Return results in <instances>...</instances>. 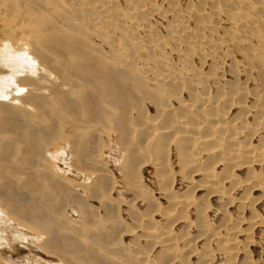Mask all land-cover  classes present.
<instances>
[{"label":"bare ground","instance_id":"bare-ground-1","mask_svg":"<svg viewBox=\"0 0 264 264\" xmlns=\"http://www.w3.org/2000/svg\"><path fill=\"white\" fill-rule=\"evenodd\" d=\"M10 1L11 0L9 1L0 0V42H4L3 44L0 45V101L1 100L5 101L6 99H8L6 97L8 93L12 95V97L11 96L9 97L11 100L8 99L10 100L11 114L6 113L4 110L0 108V126L2 130L0 133L1 134L5 133L6 136H8L7 134L16 135L18 138V136H20L18 134V130L19 129L22 130V128L25 127V123H30L31 127L29 128V132H31L30 130L33 131L34 123L37 124L40 122L39 119L41 118V115L45 113V110L48 108V105L52 104L53 101L57 99V96L65 95V94H68L67 96H69V94H71L72 91L71 89L66 91L67 87L66 88L58 87V84H61L62 86L71 84V86L74 87V84H76V82L74 81L75 79L73 80L70 78L71 76L68 77L62 75L60 68H57L56 66L53 65V61H57L58 59L53 55L54 58L57 59L54 60L52 56L53 53L51 54V52L47 51L48 49L47 50L45 49L47 46L44 48L43 46H39L40 45L39 42L37 43L34 42L35 40L32 41L31 39H29L31 38L30 31L21 28L15 29L14 31L13 29H11L9 31V28L13 27L14 23L8 22L7 24L4 21L6 17L10 18L12 15L11 14L12 11L10 10L11 7H8L10 6V4L8 5ZM46 1L47 0H38V1L35 0L33 1L32 5H38V7L41 6L43 8L39 7V9H44L43 12L46 11L48 13L50 11V7L47 8L49 9L48 11L46 9L47 6H44V2ZM50 1H52V4L54 3L53 5L56 4L61 6L62 9L60 10L64 9L66 13H69L70 16H72V21L75 25H81L85 27V29H91L96 35H99L102 38L106 39L110 43V46L116 51L122 49L120 34L125 33L127 37L130 39L131 42L130 44L135 49L134 52L137 51L135 53L136 56L133 57V60L131 62L132 67L143 74V76L146 79V84L150 85L152 87V90L160 91V94H163L164 96H167L169 98L167 102L168 104L161 107V109L158 108L159 111L157 112L156 115L149 117L146 116V118L138 119L139 121L134 123H133L134 119L131 118L134 126L133 129H135V131L138 133L144 132V134H146V137L153 140V143L159 142L158 144L159 146L157 147L160 148L157 149V147H154L156 148L155 149L156 152L154 151L153 153L147 152L146 154L142 153L143 150L142 152L137 151L136 146H135L136 148L132 147L129 150L128 162L130 161L131 164L129 165L128 163L129 166L125 165V168L127 169L126 172L129 183L127 189L124 191L126 192L129 189L132 192L131 194H135L136 193V191L134 190L135 187L142 189L144 177H142L141 174L142 172H144L143 170H145L142 169V167L144 165H148V163L150 162L153 164V169L154 168L157 169L155 171L161 184V187H158L159 192H157L159 196L156 197L157 199H160L159 201L166 199V201L169 202L167 203L165 209H163L164 207L161 205L157 206V210H155V212L152 213L151 216H149L148 225L141 223L138 224L133 221H130L133 224L135 223V226L133 225L129 227L127 230V234H122V236H123V240L125 238L130 237L129 240L124 241V245L128 246L130 249L131 248L134 249V247L136 246L139 247V245L140 247L142 246L141 248L143 249L141 248L139 249L137 247L136 248L139 250H135L136 248L134 250L131 249L132 254H134V252L136 253L135 257L139 256L140 260L141 259L143 260L144 258L146 261H148V263H151L153 259L156 258L157 256L156 248L164 247V249H170V247H172L171 245L174 244V242L172 244L171 239L175 234V232H177V231H173V229H175L178 226H181L182 223L186 224L189 222V225H192V223H194V221H192V219H190L186 215V213L187 211H190L189 210L190 208L192 209V205H194L197 202L196 198L198 197L199 198L201 197L200 199H203V201L205 200V208L202 210L206 211L205 213H207L206 214L207 218L204 221L206 222L205 223L206 230L212 229V223L214 224V222L216 221L217 218L216 215L219 212L217 208L214 206V204H212L213 202L212 199H215L216 197L219 196H222L224 198L235 199V196H233L235 195V192L240 187L241 188L247 187L248 191L244 193V196L243 195L241 197L239 196V199L237 201L239 203H236L235 201V203L238 204V205L235 204V208L237 206L239 207L240 204L243 207L244 205H246L247 208H250L249 205L251 204L253 205L255 203V205L257 206L260 202L264 201L263 172L261 173L257 172L253 174L248 173L249 175L243 179H239L238 175L235 173L237 170H239L240 168L242 169L244 167L248 170V172H252L253 166L259 165L262 168L264 166V156H261V152L264 150V78H262V76L260 77V74L258 73H257L258 79H256V77L253 78L252 76H250L251 74L254 73L253 70L255 71L256 68L259 69L258 71L260 72H262L261 69L264 70V0H194L196 1L197 4L193 3V1L191 0H50ZM46 12L45 14H47ZM27 14L29 15L28 17H30V14L29 13ZM18 17H20V15ZM56 17H58V15H56ZM49 18H51V15H49ZM26 20L27 17H20L18 19L19 25L21 22H24ZM54 23H58V21L53 22V25ZM64 31H67V29H65ZM44 34L45 33H43V35ZM47 34L49 33H46L45 35L47 36ZM55 35L54 38H56ZM3 38H8L9 42L14 46L18 45L20 47L19 48L20 50L12 49L11 44L10 43H9L10 45L7 44ZM22 38H26L27 40L29 39L28 41H30V47L28 46V41L24 46V43L22 42ZM54 38L53 40H55ZM41 39L43 41L42 35H41ZM47 40L43 42L46 43ZM55 41L52 42L54 43ZM55 43L59 44L58 42ZM68 43H69L68 46H70L71 42L69 41ZM57 44L55 45L57 46ZM71 45L73 47L72 43ZM66 46L65 48L69 49V47L67 46L68 47L67 48ZM50 47L51 45L49 46V48ZM90 48L91 49L93 48V50L95 49L94 47H90ZM102 48H103L102 46H96V49H99L101 55L102 53L104 54V52L101 50ZM237 48L241 50L240 53L234 51V49ZM66 49L65 51L63 49L64 56L66 55L65 52L68 51ZM70 49L72 48L70 47ZM100 52L97 51V53ZM60 54H56V55L59 56ZM64 56L62 55L61 59H63ZM84 56L85 55H83V57ZM103 56L104 55H102V57ZM82 58L79 60H82ZM61 59L59 58V60ZM73 59L75 61V58ZM59 62L60 61H58V64ZM234 62H236L238 65H237V69L236 70L233 69L234 71H232L233 68L232 66ZM63 63L67 64V62H60V65L62 64L63 66L64 65ZM76 63L78 62L76 61ZM36 65L37 68H41V71L38 73L39 74L38 80L34 82L33 80H29L31 76H26V75L24 76L23 73L26 70L31 72L34 66ZM68 68L70 69L71 66L67 67V69ZM93 68H90L93 70L92 72H94V69H96ZM103 68L104 67H102V69ZM102 69L100 70V72L102 71ZM63 70L65 69L63 68ZM106 71L108 73L107 68ZM71 72L73 73L74 71ZM87 72L88 71H86V73ZM65 73H67L66 70ZM101 75L103 74L100 73V77H102ZM77 80L78 79H76V81ZM84 80L87 83L88 79L87 80L84 79ZM107 82L105 84H107ZM109 82L110 83L107 84L108 86L112 85L111 82L113 83L114 80ZM12 84H15V86L18 88H11L9 92H7L6 90V93L1 92V90L4 87H8ZM206 84L207 86L208 85L209 86L208 88L206 87V89H204L203 86H206ZM88 85H90V82ZM114 85L116 86V84ZM24 86L26 87L27 91L26 94L22 98H20L21 100L20 102L18 98L14 97V95L16 92L21 91V88L23 90ZM96 86H97V82H96ZM120 86L119 87L116 86V88H119L120 90ZM213 87L214 90L211 92L209 89ZM16 100L19 101L18 104L14 103L17 102ZM60 101L61 99L59 100V102ZM27 106L28 107L30 106V108L32 109L31 113H30V108L28 109V111H26ZM50 111L52 112V110ZM46 112H48V110ZM142 114H144V112ZM164 117H166L165 120L167 119V122L163 120ZM39 126H41L42 128V125ZM91 129L93 130V128ZM73 130L74 129H72V131ZM34 134L35 132L32 134V136ZM28 135H30V133ZM28 135L25 136V138L28 137ZM32 136L31 139H33ZM14 138L16 139V137ZM23 138L21 140H23ZM29 138L30 137H28V139ZM16 140H20V137ZM101 141H103V139ZM104 141L105 142H103V145L109 144V142L107 143L106 141H110V140L105 138ZM10 142L14 143L13 140H10ZM18 142L20 143V141ZM175 143L179 144V147H176L177 149L176 152H178L180 155V159H179L180 163L177 159L178 162L176 161V163L177 165L179 164V166L172 167L173 165L172 150H174L173 147ZM183 143H186V145L185 144L182 145ZM110 145L112 144L110 143ZM106 147L108 146H105V148L101 146L100 151H98L99 155L95 154L97 157L94 158L93 160L92 158H90L91 160L90 163H92V161L93 163L89 166L86 165L85 168L84 166H82L83 168H79L81 169L80 171H77L78 169L76 170V168L74 169L73 167L72 169L69 164L66 165L67 157L60 156L59 152H52L46 149L43 151V156L41 155L42 153L39 155L38 157L39 159H37L38 161L35 167L36 169L43 171V173L45 172L47 174V172L49 171L51 174L53 175L55 174L54 177L57 176L60 179L59 181L60 183L57 182L56 179L52 180L51 178H49L48 180L52 181L50 182L51 186L52 187L54 186L55 189L61 187L62 188L61 190L65 189L66 193H68L67 194L68 199L66 197L65 192L63 194L65 195L67 202L66 204L64 203L65 206L63 208L65 210L64 213L62 214V217L58 219V225H59L58 227L60 229H64L63 230L64 233L69 237L73 239H78L82 243L85 242V244L86 243L90 245L92 244L94 247L97 246L99 248L101 243L99 241L98 242L94 241V238H90L91 240H89L87 238L88 236L87 233H84L83 230L92 229L93 228L92 223L95 224V222H93L94 216H96L98 212L97 215L99 217L102 211L95 208L93 202L96 200L94 198H90L91 200L89 198L88 199L86 198L87 196L86 192L88 191L86 188L88 185L81 184L80 180L76 181L75 179L81 178V180H84L87 179V177L91 179L93 176L95 175L97 176L100 174L101 176L98 177V180H94V179H93L94 181L91 180L92 183L91 185L95 187L98 184V181L100 180L102 181V178L104 176L112 175V177L114 178L111 181V185H109L107 190H104L105 192L102 191V193H100L101 200L116 205V207L118 208L117 211L119 209L122 211V208L125 205L123 203L124 200L121 197H119V194L124 192L121 190L123 189L121 188L122 182L118 180V178H116V176L114 175V170L112 172L110 168L108 169L109 162L107 161L108 157L105 154L107 153V151L110 153L111 151L110 149L112 148V146L108 150L106 149ZM26 149L27 148H25L24 151ZM6 151L7 150H5V153H7ZM169 151L171 152L169 153ZM115 152L116 151H114V153ZM204 153L208 155L206 156V159L207 157L210 159V163H209L210 165L207 164L205 165L206 162L200 164V160H202L203 158V157L201 158L200 156L203 155ZM74 155H77V153H75ZM53 162L58 163L59 165H54ZM255 163L256 165H254ZM30 166H28V169ZM221 166H223L222 167L223 171L226 170L225 169L226 167H228L229 170L227 169L228 172L224 174L226 175V177L222 180L220 179L219 181L217 178V174L215 172V168L218 169ZM24 168L25 167H23V169ZM30 170L31 169H29V171ZM217 172L219 173L218 170ZM22 175H23V170H22ZM69 175L75 177V179L67 178V177H71ZM124 176L126 175L124 174ZM36 177L38 176L36 175ZM185 180H187L186 181L187 184L189 182L191 184L192 182L193 185L194 183L196 185L195 186L191 185L190 188H186V190H184L182 193L179 192L180 193L179 198L176 201V203L172 201L174 204L173 205L172 203L170 204V200L177 199L176 197L174 198L173 196L174 195L172 192L173 188L176 187L177 184L176 190L177 191L181 190L182 184L185 185V183H183ZM170 181H172L173 184V186L171 187H169ZM30 182H32V180ZM37 182L31 183L33 184L32 186H29L31 184H27V187L28 186L32 187V190L31 188L29 190L31 197L32 195H34L35 190H37L38 188ZM41 182L39 180V187L42 185ZM47 182H43V186L44 183ZM179 183L182 184L179 185ZM60 184H62L63 187L60 186ZM9 187L11 186L9 185ZM105 188H107V186H105ZM232 189L235 190L232 191ZM23 190L24 188L22 189V193L26 191V189L24 191ZM49 190L50 189L48 190L46 189V191ZM61 190L59 191L60 193ZM3 191H0V264H4L2 262V259L8 257V255L6 254L7 252L2 247H6L12 251L16 250L15 248H13L14 243L16 241H22V240L29 241L30 246L38 248L39 250L42 251L44 250V252L46 253L53 254L57 259L60 260L61 264H79L77 261H75L72 258H69L65 254L64 250L66 249L62 250L61 248H59V245H57L59 243L56 242L57 243L56 244L54 242L55 240L52 239L53 237L51 238L47 236L48 235L47 231L41 229L35 230V228L32 226L34 224H37L35 222L33 223L32 221H29L30 219H32V217H37V215L43 217L40 210L35 212V210L37 209L34 206H36L35 201H37L38 199L37 197H32L30 199H28V197L24 198V202L25 199L26 201L27 199L29 200L28 202L33 207L32 210L35 212V214L34 212H30L29 214L28 212H26L25 214V211H23L25 215L23 214V212H19V211L16 212L15 214L13 212L14 209L12 211H9L8 210L9 207L6 208L5 205L3 204L4 201H2V198L3 197L7 198L6 195L9 190L8 191L6 190V192ZM17 191L19 192L18 189ZM253 191H258L259 194L255 196L251 194L252 195L251 196L250 193ZM18 192H10L11 194H9L8 197H10L9 199H11L12 202H17V199L20 198L21 201H23L22 195L20 194L21 191L19 193ZM55 192L57 191L55 190ZM242 192L243 191H241V193ZM57 193L55 194L56 197H57ZM5 198L3 199L6 200ZM135 198L136 200L133 202V205L142 202V199L140 198V194H138ZM89 200L92 201V203H90ZM46 201L47 200H45L44 203ZM50 201L51 198L49 202ZM79 201L84 203L86 201L87 202L85 203V205H81ZM33 203L35 204L34 206ZM43 204L41 205L43 206ZM106 207L108 206H105L104 210H106ZM30 209L31 208H29V210ZM69 211H71V214L69 213ZM177 211L179 213H177ZM247 212L245 211V214ZM250 212H252V208ZM72 214H74L75 218H73ZM172 215H175V217H173L174 218L173 221H172ZM44 216H46L47 218L49 215H44ZM248 216L244 218L245 220L243 219L244 222L241 219L238 220L239 224L242 222L241 224L242 227L243 225L246 224V222L249 219L252 218L250 217V215ZM258 216L259 217H257L256 215L255 219L253 216L254 219L253 224L251 223L252 220L248 221V223L250 224L249 227L247 226L242 229L240 227L238 229L239 225H237V226L227 227L223 231L224 233L228 234L227 233L228 230L226 231V229H231V230L234 229V232H231L232 234L230 233L231 236L222 235L221 237L223 238V240L226 241L227 248L232 251L231 254L235 253L234 255L235 258L239 259V254L236 255V253H239V251L240 252L244 251L245 253V250L247 251V249H249L248 256L251 258V260L254 263H257L256 256H259L262 253V250L264 249V238H263L264 236L260 238L255 233L256 230L262 228L263 225L261 226V224H263L264 222V215L262 216L258 215ZM236 217L235 219L237 220ZM166 218L168 220H166ZM49 219L51 218L49 217ZM27 221H29V223ZM235 224L236 223H234V225ZM252 228L254 235H252L251 232ZM26 229H31L34 232ZM95 229H98V227ZM249 229L251 230L248 231ZM175 230H177V228ZM245 231L246 233L247 231L251 232L249 234L247 233V236L245 235L246 239L243 237ZM91 233L92 232H90L89 235H91ZM216 233H218L219 236V232L218 231L215 232V235ZM33 234L35 235V237H32ZM49 234H52V232ZM241 236L243 237V239H245V241L240 238ZM43 237L45 238L48 245V246L46 245L44 246V244L42 243L44 248L37 243ZM60 240L62 241L63 239H59V241ZM119 240H122V238H119ZM219 240H217L218 243ZM195 241L200 242L201 239ZM211 241H214V239ZM121 242L122 241H120V244H122ZM56 245L58 246V248H56ZM79 246L81 247L82 245ZM224 246H226L225 243ZM257 248H259L260 250V251L258 250L259 252H256ZM173 249L178 251V246L174 247ZM177 251H174V253H176ZM220 251L222 250L220 249ZM225 252L227 253V255L230 253V251H226V250L224 251V253ZM211 253H212V258H210L211 260L209 259L210 260L209 264H218L217 261L221 260L223 251L222 252L213 251ZM106 257L113 260V262L119 261L120 259V256H117V254L111 252V250L106 254ZM233 257L230 259L232 260L231 261L232 263H235L237 259ZM30 261L33 264L36 263V261L34 262L33 260ZM176 261H178V259ZM173 264H176V262H173Z\"/></svg>","mask_w":264,"mask_h":264},{"label":"rangeland","instance_id":"rangeland-1","mask_svg":"<svg viewBox=\"0 0 264 264\" xmlns=\"http://www.w3.org/2000/svg\"><path fill=\"white\" fill-rule=\"evenodd\" d=\"M17 1H19V2H17ZM31 1L32 0H30V2H29V0H11L8 3V5L10 4V6H8V7H11V9L10 8L9 9L12 11V13H11L12 15L10 18L6 17L4 22H6L7 24H8V22L14 23V26L10 27L9 31L11 29H13V31H14L15 29H20V28L30 31L31 32V36H30L31 38H29V39H31L32 41L35 40L34 42H37V43L39 42L40 45L39 44L38 45L43 46L44 48L47 46L45 49L46 50L48 49L47 51L51 52V54L53 53L52 56L54 55L58 59V60L55 59L53 56L54 60H57V61H53V65L56 66L57 68H60L62 75H65L68 77L71 76L70 77L71 79H73V80L75 79L74 81L76 82V84H74L75 88L72 87L71 84L66 85V86H62L61 84H58V87H65V88L67 87L66 91L71 89L72 90L71 94H69V96H67L68 94L59 95L60 97L57 96V99H55L52 104L48 105V108L45 110V113L42 114L41 118L39 119L40 122L37 124L34 123L35 126L33 125V127H34L33 131L30 130L32 132V134L35 132L36 135L34 134L32 136L31 132H29V128L31 127L30 123H25V127L22 128V130L21 129L18 130V134L20 135V136H18V138L20 137V140H16V139H18L16 135L7 134L8 136H6L5 133H2L4 135H2L0 133V152H1L0 153V159H1L0 160V191L4 190L3 192H6V190L7 191L9 190L10 192H18L17 191V189H18L19 192L21 191L20 194L22 195V198H23L22 199L23 201H21V198H20V199H17V202H12V200L9 199L10 197H8L9 194H11V193L8 191L7 195H6L7 198L3 197L6 200H4L2 198V201H4L3 204L5 205V207L6 208L9 207L10 208V209L8 208L9 211H12L14 209L13 212L15 214L18 211L19 212L25 211V214H26V212H28V214H29L30 212H34V211L32 210L33 207L29 204L28 199H30L32 197H37L38 199L34 198V199H37V201H35L36 206H34L35 205L34 203H33V206L37 209V210H35V212L40 210L43 217H40L39 215H37V217H32V219H30L29 221H32L33 223L34 222L37 223V224H34L32 226L35 228V230L41 229V230L47 231V233H48L47 236H49L51 238L53 237L52 239L55 240L54 242L59 243V244L56 243L57 245H59V248H61L62 250L66 249V250H64L65 254L69 258H72L75 261H77L79 264H152V263L153 264H173V262H176V264H209L210 260H211L210 258H212L211 252H213V251L214 252L215 251H219V252L223 251L221 260L217 261L218 264L219 263L220 264H264V249L262 250V253L259 256H256L257 257L256 258L257 263H254L251 260V258L248 256V250L249 249H247V251L245 250V253H244V251H241V252L239 251V253H236V255L239 254V259H238V258H235V256H234L235 253L231 254L232 251L227 248L226 241L223 240V238L221 237L222 235L231 236V234H232L231 232H234V229H232L233 231L231 229H226V231L228 230V232H227L228 234H226L223 232L225 230V228L237 226V225H239L238 229L240 227H241V229L244 227H247V226L249 227L250 226V224L248 223L249 220H252L251 223L253 224V220L256 218L255 217L256 215H257V217H259L258 215H260V216L264 215V201L260 202L257 206L255 205V203L253 205L251 204V205H249L250 208H247L246 205H244V207H243L241 204H240L241 206L239 205V207L237 206L235 208V204L239 203V202H237L239 199V196L240 197L242 195L244 196V193H246V191H248L247 187L246 188L240 187L239 188L240 190L238 189L235 192V195H233V196H235V199L224 198L222 196L216 197L215 198L216 200L212 199V201H213L212 204H214V206L217 208V210L219 212L216 215L217 216L216 221L214 222V224L212 223V229H210L211 231L209 229L206 230V225H205L206 222H204L207 218V216H206L207 213H205L206 211L202 210L205 208V200L203 201V199H200L201 197L200 198L198 197V198H196L197 202L194 205H192V209L190 208L189 209L190 211H187V213H186V215L190 219H192V221H194V223H192V225H189V222L186 224L182 223L181 226H178L179 228L176 227L177 230H175L176 228L173 229V231H177V232H175V234L173 235V237L171 239L172 244L174 242V244H173L174 246L171 245L172 247H170V249H164V247L156 248V255L157 256H156V258L153 259V261L151 263H148V261H146L144 258H143V260L142 259L140 260L139 256L135 257V254H136L135 252H134V254L131 253V249L134 250L137 246L134 247V249L133 248L130 249L128 246L124 245V241L129 240L130 237L125 238L123 240L122 234H127L128 228L133 226V225L135 226V223H138V224L141 223V224L148 225L149 216H151L152 213H154L155 210H157V206L161 205L164 207L163 209H165L167 206V203H169L166 201V199H164V200L161 199L162 201H159L160 199H157V197L159 196V194L157 193V192H159L158 187H161V184H160V181H159L157 174H156V171H155L157 169H155V168L153 169V164L150 162L148 163V165H144L142 167V169H145V170H143L144 172H142V174H141L142 177H144L143 178L144 182L142 184L143 190L141 188L139 189V188L135 187V189H134L136 191L135 194H131L132 192L129 189L126 192L124 191L127 189L128 183H129V180L127 179V172H126L127 169L125 168V165L129 166L131 164L130 161L128 162L129 150L132 147H134V148L137 147L136 148L137 151L142 152V150H143L142 153L146 154L147 152L148 153H153V151L156 152L155 151L156 148H154V147L159 146L158 145L159 142L153 143V140L146 137V134H144V132H140V133L136 132L135 129H133L134 128L133 123L139 121L138 119L146 118V116L149 117V116L156 115L157 112L159 111V109H161V107L168 104L167 102H168L169 98L167 96H164L163 94H160V91L156 90L157 91V93H156L155 90H152V87L150 85L146 84V79L143 76V74L132 67L131 62L133 60V57L136 56L135 53L137 51L134 52L135 49L130 44L131 43L130 39L127 37V35L125 33L120 34L122 49L118 50L119 51L118 52L110 46V43L106 39L102 38L99 35H96L91 29H85V27H83L81 25H75L72 21V16H70L69 13H66V11L64 9L60 10V9H62L61 6L56 5V4L53 5L54 3L52 4V1L47 0L48 3H47V1L44 2V6H47L46 9L50 7V11H49V9H47L49 11L48 12L49 14H48L46 11L43 12L44 9H39V7L40 8H43V7H41V6L38 7V5H32L33 1H35V0H33L32 2ZM191 1H193V3H196V1H194V0H191ZM45 12L47 14H45ZM27 13L30 14V17H28L29 15ZM19 15H20V17H27V20L24 22H21L22 24L20 23V25L18 23V19L20 18V17H18ZM31 15L33 18L31 17ZM46 15H48V16H46ZM49 15H51V18H49ZM56 15H58V17H56ZM69 16H70V18H69ZM55 21L56 22L58 21V23H54V25H53V22H55ZM56 24H57V26H56ZM62 24L64 25V27ZM16 25H17V27H16ZM48 25H50L51 27ZM46 26H48V27H46ZM37 27H39V28H37ZM64 28L67 29V31H64L65 30ZM55 31H56V33H55ZM50 32H51V35H50ZM43 33H45V34L49 33V34H47V36H46L45 34L43 35ZM41 35H42L43 41H44L45 37H46L45 41L48 39L46 43H44L45 41L44 42L42 41ZM54 35L56 38H54ZM34 36H35V38H34ZM122 36H123V38H122ZM49 38H50V40H49ZM53 38L55 40L56 39L57 40L55 41V40H53ZM3 39L6 41L7 44L10 43L8 38H3ZM28 40L26 38H22V42L24 43V46L26 45ZM50 41H51V43H50ZM52 41L58 42L59 44H57L55 42L53 43ZM69 41L73 44V47H72L71 43H70V46H68ZM64 42H65V44H64ZM3 43L4 42H0V45ZM55 44H57V46ZM66 44L69 47V49L65 48ZM50 45H51L50 48L53 47L54 49L53 48L50 49L49 48ZM75 45H76V47H75ZM28 46L30 47V41H28ZM96 46H102L103 47L101 49L104 52V54L102 53V55H104L103 57H102L99 49H96ZM11 47L14 50H20L19 49L20 47L18 45L14 46L11 44ZM70 47L72 49L73 48L74 49L72 50V49H70ZM90 47H94L95 49L93 50V48L91 49ZM63 49H64V51H65V49L68 50L67 51L68 53L65 52L66 53L65 56H64ZM59 50H60V53L65 58L63 57V59H61L62 55L59 53ZM95 50H97L100 53H97V51H95ZM80 51H81V53H80ZM234 51L240 53L241 50H239L237 48V49H234ZM70 52H72V53H70ZM55 53L60 54L61 57H60V55L58 56ZM83 55H85L84 56L85 58L83 57ZM86 55H87V57H86ZM130 57H131V59H130ZM59 58L61 60H59ZM73 58H75V61ZM78 58L79 59L82 58V60H79ZM86 58H88V59H86ZM65 59H66V61H65ZM76 59H78L79 61ZM87 60H89V61H87ZM58 61L67 62V64L63 63L65 66L64 65L62 66V64L60 65V62L58 64ZM76 61L78 63H76ZM80 61H81V63H80ZM89 62L91 63V65ZM234 63H236V62H234ZM234 63L232 66L233 67L232 71H234L233 69H235V70L237 69L238 64L237 63L234 64ZM70 66H71V68H70L71 70L69 68L67 69V67H70ZM93 67L96 69L98 67L97 71ZM102 67H104V68L102 69ZM63 68L70 75L65 73V70H63ZM90 68H93L94 72H92L93 70ZM106 68L108 70V73L106 71ZM101 69L103 72L102 71L100 72ZM124 69H126V70H124ZM256 69H255V71L253 70L254 73L251 74L250 76H252L253 78L256 77V79H258L257 76H258V74H260V77L262 76V78H264V70L261 69L262 72H260V71H258L259 69H257V70ZM40 71H41V68H37V65H36V66H34V68L32 69L31 72L26 70L23 74H24V76L25 75L31 76V78L29 80H33L35 82L38 80V76H39L38 73ZM71 71H74V72L72 73ZM86 71H88L87 72L88 74L86 73ZM95 72H97V73H95ZM100 73H102L103 75L105 74V75L104 76L101 75L102 77H100ZM85 74H86V76H85ZM109 75H110V77H109ZM110 78H111V80H110ZM76 79H78V80L76 81ZM84 79H86V80L88 79V81L90 82V85H88L89 82L87 81V83H86V81ZM107 80H108V82H107ZM113 80L115 83L111 82V84L112 85L116 84V86H118V87L121 85L120 90H119V88H116L115 85L114 86H112V85L108 86L107 85L110 83L109 81H113ZM84 82H85V84H84ZM96 82H97V86H96ZM106 82H107V84H105ZM87 85H88V88H87ZM79 86H82V87H79ZM105 86H107V87H105ZM208 86L206 84V86H203V87H204V89H206V87L208 88ZM11 88H18V87H16L15 84H12L8 87H4L1 90V92L6 93V90H7V92H9V90ZM109 90H112V91H109ZM114 90H115V92H114ZM118 90L120 93L118 92ZM209 90L212 92L214 90V87L209 89ZM26 91H27V89L24 86L23 90L21 88V91L16 92L14 97L18 98V100L21 102L20 98H22L26 94ZM85 92H87V93H85ZM20 93H22V94H20ZM88 93H90V94H88ZM115 93H117V94H115ZM17 94H20V95H17ZM10 96L12 97V95L10 93H8L6 97L8 99H10L9 98ZM93 96L94 97L96 96V97L94 98ZM162 96H164V97H162ZM92 98H93V100H92ZM8 99H6L5 101H3V100L0 101V108L2 110H4L6 113L11 114V110H10V100L11 99L10 100H8ZM60 99H61V101L59 102ZM18 100H16L17 102H14V103L18 104V102H19ZM66 100H68V101H66ZM169 103H170V101H169ZM52 106H53V108H52ZM29 108H30V106L29 107L27 106L26 111H28ZM47 110H48V112H46ZM50 110H52V112ZM141 110H142V112H141ZM31 111H32V109L30 108V113H31ZM235 111H237V110H235ZM143 112H144V114H142ZM104 113H105V115H104ZM43 116L46 118V120ZM57 116L61 119H59ZM140 117H142V118H140ZM166 117H164L163 120H165ZM131 118L134 119L133 123H132ZM80 121H82V122H80ZM165 121L167 122V119ZM39 125H42V128ZM35 127H36V129H35ZM91 128H93V130ZM72 129H74V130L72 131ZM39 130H40V132H39ZM1 131L2 130H1V126H0V132ZM19 131L22 133H20ZM135 132L138 134H136ZM29 133H30V135H28ZM26 134L28 135V137H30L29 139H28V137H26L27 140L25 138V136H27ZM23 136H24V138H23ZM31 136L33 139H31ZM14 137H16V139ZM22 138H23V140H21ZM100 138H101V140L103 139V141H101ZM105 138H107L110 141H106L107 143L109 142V144L103 145V142H105L104 141ZM10 140H13L14 143L10 142ZM136 140H137V143H136ZM18 141H20V143ZM78 142L80 145L78 144ZM110 143L112 145H110ZM184 144L186 145V143H183L182 145H184ZM97 145H98V147H97ZM101 146L104 148H105V146H108V147H106L107 150L110 149L112 146V148L110 149L111 154L107 151V153L105 155L108 157L107 158V161L109 162L108 169L110 168L112 172L114 170V175L116 176V178H118V180H120L122 182L121 188H123V189H121V190L125 192V193L122 192L121 194H119V197H121L124 200L123 203L125 204L124 207L122 208V211L120 209L117 211L118 208L116 207V205L108 203L104 200H103L104 201L103 202L101 200V194L100 193H102V191L105 192L104 190H107L109 185H111V181L114 178V177H112V175L104 176L102 178V181L101 180L98 181V184H97L98 186L96 185L95 187H93V185H91L92 184L91 180L92 181L98 180V177L101 176L100 174L97 176L96 175L93 176L91 179L89 177H87V179H84V180H81V178L75 179V177H72L71 175H69L71 177H67V178H73L76 181L80 180L81 184H84V185L87 184L89 187L87 186V188H86L88 190V191L86 190L87 191L86 192V195H87L86 198L87 199L88 198L89 199L94 198L96 200L93 202L95 208L102 211L101 214L99 215V217L97 215L98 212H97L96 216H94L93 222H95V224L92 223L93 228L89 229V230L88 229L83 230L84 233H87V235H88L87 238L89 240H91L90 238H94V241H96V242L99 241L101 243L100 248L97 246H96L97 247L96 248L92 244L91 245L87 244V243L85 244V242L82 243L78 239H73V238L69 237L68 235H66L64 233V231H63L64 229H60L58 227L59 226L58 225V219L61 218L62 214L64 213L65 209L63 207L65 206L64 203L66 204V202H67V199H68L67 194L68 193H66L65 189L61 190L62 189L61 187L60 188L58 187L55 189L54 186L53 187L51 186L50 182H52V181L51 180L49 181L48 180L49 178H51L52 180L56 179L57 182L60 181V179L57 176L54 177L55 174L53 175L49 171L48 172L46 171L47 174L45 172L43 173V171H40V170L36 169L35 167H36V164L38 161L37 159H39L38 158L39 155L42 153L41 155L43 156V151L46 149V150H50L52 152H59L60 156L67 157L66 158V161H67L66 165L69 164L71 168L73 167L74 169L76 168V170L78 169L77 171H80L81 169H79V168H83L82 166H84V168H85L86 165L89 166L93 163V161H92V163H90V161H91L90 158H92V160H93L94 158L97 157L95 154L99 153L98 151H100ZM151 146H153V147H151ZM176 147H179V144L175 143L174 147H173L174 150H172V153H173L172 154L173 155V162L171 161L173 163L172 167L179 166V164L177 165L176 161H177V159L179 161L180 155L178 152H176V150H177ZM25 148H27L26 149L27 151L26 150L24 151ZM158 148H160V147H157V149ZM5 150H7L6 151L7 153H5ZM114 151H116V152L114 153ZM2 152H4V153H2ZM170 152L171 151H169V153ZM262 152H261V156H264V150ZM75 153H77V155H74ZM204 154L200 156L201 158L203 157L202 160H200V164H203L206 162L205 165L206 164L210 165L209 164L210 159L208 157L206 159V156H208V155L207 154L204 155ZM126 161H127V163H126ZM34 162H35V164H34ZM55 162H53L54 165H59L58 163H55ZM128 163H129V165H128ZM179 163H180V161H179ZM254 165H256V163ZM28 166H30L29 169H31L33 171H31V170L29 171ZM258 166L259 165L253 166L252 172H248V170L244 167L242 169L240 168L241 170L239 169L235 173L238 175L239 179H243V178L247 177L249 174H253V173H257V172L258 173L263 172V174H264V166H263V168L261 166H259V167ZM23 167H25V168L23 169ZM222 167L223 166L219 167L218 169L215 168V172L217 174V178L219 181H220V179L222 180L226 177V175H224V174H226L229 170V168L226 167L225 169L226 170L228 169V170L226 171L224 169L225 171H223ZM257 167H258V169H257ZM22 170H23V175H22ZM217 170L219 171V173L217 172ZM28 171H29V173H28ZM124 174L126 176H124ZM36 175L39 178L36 177ZM26 176L29 180L26 178ZM47 176H48V178H47ZM66 176H68V175H66ZM30 177H31L32 182H30L31 181ZM46 178H47V180H46ZM26 179L29 183L26 181ZM35 180H37L38 182ZM39 180H40V182L42 181L41 182L42 185L40 184L41 185L40 187H39ZM155 180H157V181H155ZM47 181H49V182H47ZM186 181L187 180H185L184 182L182 181L183 183H185V185L181 183L182 184L181 190H178V191L176 190L177 184H176V187L173 188V191H172L174 194L173 196H174V198L176 197L177 199L170 200V204L172 203V205H173L174 203H176V201L179 198V194H180L179 192L182 193L184 190H186V188H190L191 185H193L192 182H191V184L189 182L188 183L189 185H188ZM33 182L34 183L37 182V185H38L37 190L38 191L34 189L35 190L34 195H32V197H31L29 190H30V188L32 190V187H29V186H32L33 184H31V183H33ZM43 182H47V183H44V186H43ZM27 184H31V185H29L27 187ZM181 184L179 183V185H181ZM9 185L11 187H9ZM195 185L196 184L194 183L193 186H195ZM60 186L63 187L62 184H60ZM105 186H107V188H105ZM125 186H126V188H125ZM171 186H173L172 181H170V184H169V187H171ZM183 186L185 187V189ZM91 187H93V188H91ZM4 188L5 189L7 188V189L5 190ZM9 188H11V189H9ZM23 188H24V190L26 189V191L23 190L25 192V193L23 192L25 195L22 193ZM44 188H46L47 190L48 189H50V190L46 191V189H44ZM59 189L61 190V193L59 192L60 191ZM55 190L58 193L55 192ZM144 190H146V191H144ZM234 190L235 189H232V191H234ZM92 191H93V193H92ZM95 191H97V192H95ZM241 191H243V192L241 193ZM64 192L66 194L67 199H66L65 195H63ZM56 193H57V197L55 196ZM27 194H29V195H27ZM61 194L63 195V198H65V199L62 198ZM136 194L137 195L140 194V198L142 199V202L139 204L133 205V202L136 200V198H135L137 196ZM199 194H201V193H199ZM251 194L255 196V195H258L259 192L253 191L250 193V195ZM59 195H61V196H59ZM27 197H28L27 201L25 199V202H24V198H27ZM50 198H51V201L49 202ZM45 200H47L45 202L46 204L44 203ZM235 201H236V203H235ZM38 202H39V204H38ZM97 202H99V203H97ZM256 202H258V201H256ZM79 203H81V205H85L84 202L79 201ZM90 203H92V201H90ZM41 204H43V206ZM45 205H47V206H45ZM236 205H238V204H236ZM28 206H30V207H28ZM105 206H108V207H106V210H104ZM194 206H196V207H194ZM53 207H54V209H53ZM99 207H102V208H99ZM148 207H150V208H148ZM17 208H19V209H17ZM26 208L28 210H29V208H31L30 209L31 211L30 210L28 211ZM251 208H252V212H250ZM45 209H46V211H45ZM103 210H104V213H103ZM178 211H177V213H179ZM245 211L246 212L248 211V212L245 214ZM35 212H34V214H35ZM144 212H146L148 215ZM69 213L71 214V211H69ZM23 214H24V212H23ZM58 214H59V216H58ZM44 215H49V216L46 218V216H44ZM248 215H250V217H252V218L249 219L247 222L245 221L246 224L243 225V227H242V225H241L242 222L239 224L238 220L241 219L244 222V220H245L244 218L247 217ZM72 216H73V218H75L74 214H72ZM253 216H254V219H253ZM49 217L51 219H49ZM101 217H102V219H101ZM173 217H175V215H172V221L174 219ZM235 217L237 218V220L235 219ZM248 218H249V216H248ZM56 219H57V221H56ZM95 219H97V220H95ZM166 220H168V219L166 218ZM29 221H27V222L29 223ZM130 221H133L135 223L133 224ZM234 223H236V224L234 225ZM262 225L264 226V222H263V224H261V226ZM48 226H50V227H48ZM263 226H262V228L255 231L256 235L260 238L264 236V227ZM97 227H98V229H95ZM26 230H30V231L34 232L31 229H26ZM250 230L251 229H249L248 231H250ZM217 231L219 232V236H218V233H216V235H215V232H217ZM248 231H247L248 234L252 232V235H254L253 228H252L251 232H248ZM51 232L53 235L49 234ZM90 232H92L91 235H89ZM178 233H179V235H178ZM244 233L245 234L243 237L246 239L247 233H246V231ZM94 234H96V235H94ZM174 236H175V238H174ZM32 237H35V235L33 234ZM243 237L241 236L240 238L243 239ZM119 238H122V240H119ZM59 239H63V240L59 241ZM175 239H176V242H175ZM199 239H201L200 242L195 241V240H199ZM213 239H214V241H211ZM245 239H243V240L245 241ZM217 240H219V243ZM120 241H122L121 242L122 244H120ZM37 243L39 245H41L42 247H43V244H44V246L45 245L48 246L44 237L42 239H40ZM102 243H103V245H102ZM224 243L226 246H224ZM57 245H56V248H58ZM79 245H82L81 246L82 248ZM116 245H117V247H116ZM28 246H29V248H28ZM92 246H93V248H92ZM177 246H178V251L173 249L174 247H177ZM78 247L80 248V250ZM141 247L139 245V247H137V248L140 249ZM183 247H184V249H183ZM2 248L7 252L6 254L8 255L7 258L2 259V262L4 264H8V263L9 264H14V263L15 264H33V263H31L30 260H33V262L36 261L35 264H61L60 260L57 259L53 254L46 253V252H44V250L42 251V250H39L38 248L30 246L29 241H26V240L16 241L13 245V248H15L16 250L12 251L6 247H2ZM94 248H96V249H94ZM137 248L135 250H139ZM81 249H83V250H81ZM98 249H100V250H98ZM141 249H143V248H141ZM220 249L222 251H220ZM94 250H95V252H94ZM107 250H109V251H107ZM110 250H111V252L116 253L117 256H120V259H121V260L119 259L120 262L119 261L113 262V260L106 257V254L108 252H110ZM173 250L177 251V252L174 253ZM225 250L230 251L229 254H231L232 256L229 254L227 255L226 252L224 253ZM258 250H259V248H257L256 252L260 251V250L259 251ZM91 251H92V253H91ZM178 252H179V254H178ZM193 256H195V257H193ZM232 257L237 259L235 263L231 262L232 260L230 258H232ZM177 259H178V261H176Z\"/></svg>","mask_w":264,"mask_h":264}]
</instances>
